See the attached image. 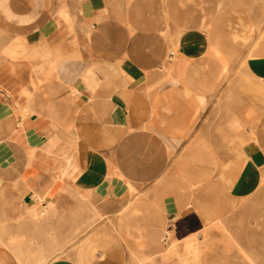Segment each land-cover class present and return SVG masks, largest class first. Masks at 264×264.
I'll return each mask as SVG.
<instances>
[{"label":"crops","instance_id":"0c3cea01","mask_svg":"<svg viewBox=\"0 0 264 264\" xmlns=\"http://www.w3.org/2000/svg\"><path fill=\"white\" fill-rule=\"evenodd\" d=\"M263 179L264 0H0V264L140 262Z\"/></svg>","mask_w":264,"mask_h":264},{"label":"rangeland","instance_id":"374dc122","mask_svg":"<svg viewBox=\"0 0 264 264\" xmlns=\"http://www.w3.org/2000/svg\"><path fill=\"white\" fill-rule=\"evenodd\" d=\"M37 214V211L32 212V218ZM37 217L41 219L39 215ZM99 223L101 221H91V225L77 227L66 249L72 250L76 240L98 229ZM57 229L61 227L53 228L55 234ZM252 244L255 247H250ZM242 247L247 249L246 252ZM64 250H55L49 263L63 256ZM249 254L255 263L249 260ZM128 264H264V179L253 194L234 196L229 210L209 224L199 236L181 243L167 242L149 258L138 262L133 257Z\"/></svg>","mask_w":264,"mask_h":264},{"label":"bare ground","instance_id":"6f19581e","mask_svg":"<svg viewBox=\"0 0 264 264\" xmlns=\"http://www.w3.org/2000/svg\"><path fill=\"white\" fill-rule=\"evenodd\" d=\"M60 13H61V12H60ZM54 14H55V13H54ZM55 15H56V14H55ZM72 169H73V168H72ZM72 169H71V171H72ZM67 175H68V174H67ZM50 212H51V211H50ZM229 233H230V232H229ZM227 234H228V233H227ZM251 246H254V247H255L254 244L250 245V247H251ZM254 247H253V248H254ZM242 248H243V247H242ZM242 250H243L244 252H246L247 249L245 250V249L243 248ZM248 258H249L250 261H252V263H255V259H254V257H253L251 254L248 255Z\"/></svg>","mask_w":264,"mask_h":264},{"label":"built area","instance_id":"2783aa9c","mask_svg":"<svg viewBox=\"0 0 264 264\" xmlns=\"http://www.w3.org/2000/svg\"><path fill=\"white\" fill-rule=\"evenodd\" d=\"M174 52H171V56H173Z\"/></svg>","mask_w":264,"mask_h":264}]
</instances>
